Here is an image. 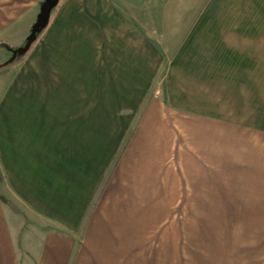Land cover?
<instances>
[{"label": "crops", "instance_id": "obj_1", "mask_svg": "<svg viewBox=\"0 0 264 264\" xmlns=\"http://www.w3.org/2000/svg\"><path fill=\"white\" fill-rule=\"evenodd\" d=\"M196 3L55 1L0 85V264H264V0Z\"/></svg>", "mask_w": 264, "mask_h": 264}, {"label": "rangeland", "instance_id": "obj_2", "mask_svg": "<svg viewBox=\"0 0 264 264\" xmlns=\"http://www.w3.org/2000/svg\"><path fill=\"white\" fill-rule=\"evenodd\" d=\"M172 4L174 5H195V6L197 5L196 0H172ZM42 29L43 27H41L37 31L29 47H33L31 46V44L35 43L34 40L38 36V34L42 31ZM25 41L24 43L18 46H8V45H4L0 43V85H3L5 69L10 67L11 62H14L15 60L19 62L20 55L22 54L21 47L24 46ZM11 57L13 59L12 61H9ZM176 217H178V220H175L172 223V237L170 238L169 236L166 235V229H165L166 221H165L164 207L158 206L157 232H156L157 237H156V248L155 249H196L195 245L198 244L196 242V232H195L196 230L194 231L191 230L193 223L191 222L182 223L179 218L180 216L177 215ZM174 219H175V216H174ZM207 224L211 225V223H206V227L204 228V234L209 236L213 232H211L210 234L209 232L210 230L208 229V227L210 226L208 225L207 227ZM183 228H185L184 231L182 230ZM167 233H168V230H167ZM211 236H209L208 239H206L207 241H205L204 239L205 242L203 243V246L208 247L209 249L212 246L211 242H213V239Z\"/></svg>", "mask_w": 264, "mask_h": 264}, {"label": "water", "instance_id": "obj_3", "mask_svg": "<svg viewBox=\"0 0 264 264\" xmlns=\"http://www.w3.org/2000/svg\"><path fill=\"white\" fill-rule=\"evenodd\" d=\"M56 0H44L41 7H40V11L36 17L35 22L33 23L29 35L26 38L25 44L22 48L23 50H26L31 41L33 40L34 36L36 35L37 31L41 28L44 27L47 20H48V16L50 13V10L52 8V6L54 5Z\"/></svg>", "mask_w": 264, "mask_h": 264}, {"label": "trees", "instance_id": "obj_4", "mask_svg": "<svg viewBox=\"0 0 264 264\" xmlns=\"http://www.w3.org/2000/svg\"><path fill=\"white\" fill-rule=\"evenodd\" d=\"M1 177H2V176H1V173H0V180H1ZM2 199L5 200L4 198H2Z\"/></svg>", "mask_w": 264, "mask_h": 264}]
</instances>
